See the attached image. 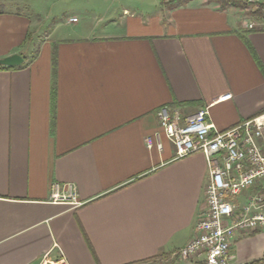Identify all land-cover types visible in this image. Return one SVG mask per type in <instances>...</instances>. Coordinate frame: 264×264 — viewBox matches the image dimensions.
<instances>
[{
  "label": "crops",
  "instance_id": "0c3cea01",
  "mask_svg": "<svg viewBox=\"0 0 264 264\" xmlns=\"http://www.w3.org/2000/svg\"><path fill=\"white\" fill-rule=\"evenodd\" d=\"M248 10L224 0H0V59L24 57L0 64V264L46 254L202 263L175 252L206 209L207 158H177L164 134L162 149L146 137L164 105L183 117L208 107L219 130L264 111V21ZM55 181L73 182L82 204L55 200ZM245 233L232 264L264 257V229ZM244 238L258 246L245 251Z\"/></svg>",
  "mask_w": 264,
  "mask_h": 264
},
{
  "label": "built area",
  "instance_id": "2783aa9c",
  "mask_svg": "<svg viewBox=\"0 0 264 264\" xmlns=\"http://www.w3.org/2000/svg\"><path fill=\"white\" fill-rule=\"evenodd\" d=\"M241 1L250 5L264 0ZM246 27L254 28L255 23L248 22ZM231 97L232 93H227L219 101ZM157 115L160 129L146 137L148 146L152 147L157 139L162 149L164 134L174 144L177 158L203 152L210 171L205 187L206 209L197 221L194 236L175 255L184 261L232 264L236 233L264 229V212L254 211L264 205V111L225 130L215 128L209 121L208 107L183 117L179 109L172 111L164 105ZM244 189L251 193L240 205L237 198ZM51 196L76 206L82 204L73 182L55 181ZM38 264L69 263L64 255L53 258L46 254Z\"/></svg>",
  "mask_w": 264,
  "mask_h": 264
},
{
  "label": "rangeland",
  "instance_id": "374dc122",
  "mask_svg": "<svg viewBox=\"0 0 264 264\" xmlns=\"http://www.w3.org/2000/svg\"><path fill=\"white\" fill-rule=\"evenodd\" d=\"M249 8H251V9H253V10H255L256 9V6H251V5H247ZM67 10H64V12H66ZM249 15H250V18L251 19H253V20H260V21H264V18L263 17H261V16H258V15H255L254 13H251L249 10H248V12H247ZM263 25H264V22H263ZM262 25V26H263ZM251 32V31H250ZM245 234H248V235H246V237L245 238H251V236L252 235H255V234H257V231H254V232H246ZM249 234H251V235H249ZM245 238H244V240L243 241H241L240 243L242 244V246H243V249L246 251V250H248V251H251L252 249H255V246L257 247L258 245L257 244H255L254 242L252 243V241H248L247 242V240H245ZM175 256H177V255H175ZM178 257V256H177ZM146 264H152L151 262H145ZM172 264V263H171Z\"/></svg>",
  "mask_w": 264,
  "mask_h": 264
},
{
  "label": "trees",
  "instance_id": "16d2710c",
  "mask_svg": "<svg viewBox=\"0 0 264 264\" xmlns=\"http://www.w3.org/2000/svg\"><path fill=\"white\" fill-rule=\"evenodd\" d=\"M226 2H231V3H236L237 5H240V6H247L249 4H246L244 3L243 1L241 0H224ZM251 6H256V9L254 10V13L257 14L258 16H261L264 18V2H259V3H256V4H250ZM264 28V27H263ZM253 29H258V28H252L250 30H253ZM262 262H264V257L262 259H258V260H254L253 262L249 263V264H261ZM201 264H204L203 262Z\"/></svg>",
  "mask_w": 264,
  "mask_h": 264
},
{
  "label": "water",
  "instance_id": "95a60500",
  "mask_svg": "<svg viewBox=\"0 0 264 264\" xmlns=\"http://www.w3.org/2000/svg\"><path fill=\"white\" fill-rule=\"evenodd\" d=\"M23 61H24V57L19 53H15L10 56L1 58L0 64L13 66V65H20L21 63H23Z\"/></svg>",
  "mask_w": 264,
  "mask_h": 264
}]
</instances>
